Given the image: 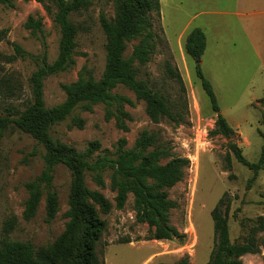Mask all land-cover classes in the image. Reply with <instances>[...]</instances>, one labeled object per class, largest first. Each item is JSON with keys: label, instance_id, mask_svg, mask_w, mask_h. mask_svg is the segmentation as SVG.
<instances>
[{"label": "rangeland", "instance_id": "1", "mask_svg": "<svg viewBox=\"0 0 264 264\" xmlns=\"http://www.w3.org/2000/svg\"><path fill=\"white\" fill-rule=\"evenodd\" d=\"M48 5L36 0H13V5L0 1V30L6 32L0 41V76L8 73L16 81L14 92L3 90L0 94V114L11 106L24 109L32 101V73L44 62L53 63L59 54L61 31L54 21L56 7ZM161 8L162 14L152 13L156 52L146 64L136 66L138 77L166 97L180 122L169 118L153 122L145 102L118 85L113 92L129 100L122 106L129 114L124 120L127 130L117 125L115 117L106 119L103 103L93 105L91 111L77 107L50 130L54 139L79 150L97 140L100 148L95 156L108 150L112 157L119 139L125 137L131 148L140 133L148 130L170 148L173 157L189 160L184 178L169 189V198L176 203L170 211V223L181 234L173 239H156L154 229L137 220L132 193L122 209L116 208L110 170L103 174L104 187L95 182L93 173L86 174L87 186L103 192L113 204L109 213L100 211L107 224L97 246L100 264H173L185 257L190 264H207L214 247L212 210L223 196L231 203L228 221L232 241L244 242L251 228L259 220L264 222V168L253 179L254 171L239 162L230 148L235 143L247 160L257 162L264 145V105L259 102L264 96V0H162ZM102 13L115 19V0H91L87 8L71 15L80 26L73 63L46 77V106L64 101L63 84L77 80L82 72L101 77L106 64ZM30 15L42 18V31L25 27ZM195 27H201L208 39L201 67L213 84L221 113L234 129L228 137L214 133L217 114L197 75V60L185 51V39ZM138 41L128 43L127 55ZM14 43L27 55L7 62L5 57L15 54ZM167 62L180 71L183 84L168 75ZM77 116L85 120L82 128L73 124ZM44 153L43 145L16 127L0 131V239L5 221L11 217L17 219V226L10 238L36 247L53 244L64 231L71 185V173L64 165L54 172L57 216L46 220L45 193L37 214L30 220L24 217L29 195L26 184L41 175ZM256 239L260 252L244 255L243 264H264V229Z\"/></svg>", "mask_w": 264, "mask_h": 264}, {"label": "trees", "instance_id": "2", "mask_svg": "<svg viewBox=\"0 0 264 264\" xmlns=\"http://www.w3.org/2000/svg\"><path fill=\"white\" fill-rule=\"evenodd\" d=\"M0 1L13 5V0ZM36 1L56 7L54 21L61 31L59 54L53 63L44 62L32 73L29 79L32 101L24 109L11 106L5 109L4 114H0V131L4 132L11 126L16 127L30 134L45 148L41 175L26 184L29 195L25 203L24 217L30 220L37 214L45 193L46 220L50 222L57 216L59 196L53 187L54 172L57 166L64 165L71 173L69 208L65 212L68 220L64 231L53 244L36 247L29 241L10 238L17 226V219L9 218L4 223L3 236L0 239V264H100L97 246L107 229L100 211L109 213L113 204L103 192L87 186L88 172L93 173L95 182L104 187L106 182L103 174L110 170L111 188L116 192V208L122 209L132 193L137 220L153 228L156 239L181 236L179 230L170 223V211L176 207V203L169 198V189L184 178L189 160L185 157H173L170 148L160 144L155 133L143 130L131 148L127 147L128 140L122 137L118 141L115 157L108 150L103 155L95 156L100 148L97 140L90 142L85 150H79L73 145L54 139L50 134L51 127L65 120L77 107L91 111L93 105L98 103L106 106L107 120L115 117L117 125L127 130L124 120L129 114L122 106L123 102L129 100L113 92L118 85L129 88L139 100L145 102L146 112L153 122L158 123L164 118L180 122L166 97L138 77L139 69L136 66L137 63L146 64L156 52L158 42L152 13L161 14V0H115L116 18L109 19L103 13L100 16V24L106 35V64L101 77L95 78L90 71H86V74L82 72L77 80L63 84L66 97L52 107L45 103V79L51 74L66 70L73 63L80 26L71 19V15L87 8L91 0ZM42 26V18L36 19L32 15L25 23V27L32 31H42ZM5 37L6 32L0 30V41ZM134 39L139 41L134 45L131 54L127 55L128 43ZM13 46L15 54L5 57L7 62L27 55L20 45L14 43ZM206 47L205 31L201 27H195L185 39V51L197 60V75L211 100L212 109L217 114L214 133L228 137L234 134V129L221 113L213 84L201 67ZM166 71L169 76L183 84L180 71L170 62L166 64ZM15 88L16 81L12 75L6 73L0 76V94L3 90L12 93ZM259 102L264 105V96ZM84 123L85 120L79 116L73 118V124L79 128ZM230 148L239 162L254 171L253 179L264 168V145L257 162L247 160L235 143H231ZM230 205V201H226L223 196L212 210L214 247L207 264H243L244 255L260 252L256 237L264 229V222L259 220L244 242H234L230 237L228 221ZM173 264L190 263L185 257Z\"/></svg>", "mask_w": 264, "mask_h": 264}, {"label": "crops", "instance_id": "3", "mask_svg": "<svg viewBox=\"0 0 264 264\" xmlns=\"http://www.w3.org/2000/svg\"><path fill=\"white\" fill-rule=\"evenodd\" d=\"M161 3H162V0H161ZM162 9V8H161ZM162 14V13H161ZM193 18H195V16L193 17ZM181 37V36H180ZM208 40V39H207ZM201 63H202V61H201Z\"/></svg>", "mask_w": 264, "mask_h": 264}]
</instances>
